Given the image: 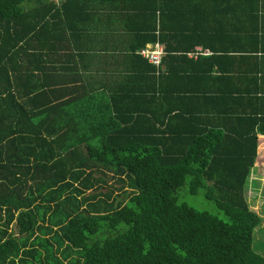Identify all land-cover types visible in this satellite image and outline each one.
<instances>
[{
	"label": "trees",
	"instance_id": "1",
	"mask_svg": "<svg viewBox=\"0 0 264 264\" xmlns=\"http://www.w3.org/2000/svg\"><path fill=\"white\" fill-rule=\"evenodd\" d=\"M37 1L0 0V264H264L246 197L264 122L200 84L217 55L189 56L231 51L221 3L262 0H112L126 46L85 79L67 31L92 0ZM157 41L160 69L138 51ZM186 185L225 216L180 202Z\"/></svg>",
	"mask_w": 264,
	"mask_h": 264
},
{
	"label": "crops",
	"instance_id": "2",
	"mask_svg": "<svg viewBox=\"0 0 264 264\" xmlns=\"http://www.w3.org/2000/svg\"><path fill=\"white\" fill-rule=\"evenodd\" d=\"M55 1L59 4L62 0ZM44 2L50 3L51 0H44ZM110 3H113L112 0L84 2V6H88L87 8L84 7L85 13L79 16L76 21L70 22L73 31H67L71 42V45L68 46L78 52V56L74 58L78 60L72 61L70 64L74 70L67 72L68 74L72 73L71 76L85 79L84 75L88 72L102 75L117 69V64L114 66V64L109 63V60H113L114 51L118 57L117 50L120 51L126 46L128 36L125 33L122 38H119L118 34L110 31V26L121 25L119 24V16L118 19H114L109 15ZM30 4L32 6L40 5V1L36 0ZM221 4H223L221 5L222 8L230 10L227 13V18L229 17L231 22L229 35L234 36L236 41H232L231 51L219 50L214 52L207 48L210 53L204 55H217V57L206 63L212 66V78L206 81L202 80L200 84L207 92L212 93V97L220 100L219 108H225V104L227 105L226 97L232 91L231 97L235 99L234 108L236 107L246 115H257L264 122V0ZM245 10L248 12L245 13ZM248 17L256 24V28H252L251 31L249 29L243 31L237 27L231 28L234 23L239 24L243 20L248 21ZM250 32L252 40L246 35ZM244 46L249 48L248 51L243 49ZM196 47L203 46L198 45ZM63 54L64 51L62 50ZM189 56L198 59V57ZM190 84H194V82L190 81ZM237 97H243V99L240 100ZM237 99L238 103L236 104ZM205 110H208V100L205 101ZM214 112L215 110L212 111V113ZM212 124V122L207 123L208 127H211ZM252 124L253 119L250 117L246 126L250 128ZM256 129L260 138L264 137V123H258ZM258 152L256 165L252 169L264 165V142H259Z\"/></svg>",
	"mask_w": 264,
	"mask_h": 264
},
{
	"label": "rangeland",
	"instance_id": "3",
	"mask_svg": "<svg viewBox=\"0 0 264 264\" xmlns=\"http://www.w3.org/2000/svg\"><path fill=\"white\" fill-rule=\"evenodd\" d=\"M35 2L36 0H28V2ZM91 69V68H89ZM72 75V73H70ZM86 75L92 77V73L88 72ZM129 191H123V193L115 192V196L118 200L126 202L129 200ZM177 196L180 202H187L199 209H207L216 214L224 217L223 212H219L216 205L209 199L206 198L203 190L198 193H192L189 191L188 186L182 187L178 192ZM246 197L249 202L250 208L255 210L263 219V222L256 228L255 231V248L264 254V165L263 167H256L251 170L247 185H246ZM13 230L17 231L18 226L15 223ZM18 237L20 236L16 233Z\"/></svg>",
	"mask_w": 264,
	"mask_h": 264
},
{
	"label": "built area",
	"instance_id": "4",
	"mask_svg": "<svg viewBox=\"0 0 264 264\" xmlns=\"http://www.w3.org/2000/svg\"><path fill=\"white\" fill-rule=\"evenodd\" d=\"M139 53L148 59V61L154 64L158 69L163 63V58L165 55L164 44L157 41L152 44H147L138 50ZM209 49H204L203 47H196V51L189 52V55L197 57L199 54H209Z\"/></svg>",
	"mask_w": 264,
	"mask_h": 264
}]
</instances>
